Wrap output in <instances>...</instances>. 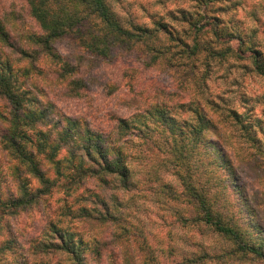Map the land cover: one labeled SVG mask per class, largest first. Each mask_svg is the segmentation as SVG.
Here are the masks:
<instances>
[{
	"label": "rangeland",
	"instance_id": "1",
	"mask_svg": "<svg viewBox=\"0 0 264 264\" xmlns=\"http://www.w3.org/2000/svg\"><path fill=\"white\" fill-rule=\"evenodd\" d=\"M108 2L124 25L152 27L154 21H161L190 46L195 31L189 20L206 16L198 25L200 56L191 61L188 54L173 48L168 62L153 68H145L136 55L128 54L102 62L70 36L55 45L61 62L47 57L38 62L27 82L30 96L53 103L66 116L106 134L117 131L120 119L140 124L149 107L169 108L186 124L195 123V110L201 109L218 124L220 137L216 139L231 167L210 165V153L187 142L186 163L193 183L206 191L215 211L228 224L252 233V222L264 231V75L256 70L251 53L255 49L264 61V0ZM5 15L15 22L13 43L40 32L26 0H0V16ZM217 23L225 34H232L231 50L228 37L218 41L212 34ZM64 63L76 67L77 72L59 76ZM15 66L26 67V63L16 60ZM76 78L85 86L79 97H72L68 89ZM0 112L8 114L1 101ZM134 135L141 133L135 129ZM154 137L158 144L149 146L136 138L137 155L146 158L140 161L136 156L132 161L136 187L131 191H115L95 178L74 182L71 170L64 167L63 175H57L43 160L45 173L57 181L56 186L49 195L41 196L40 202L17 214L0 210V247L13 241L12 249L0 254V264H73L64 252L37 249L59 240L57 230L73 233L82 241L87 264H261L236 254L233 241L192 219L191 208L181 196V168L172 147L165 136ZM158 145L162 149H157ZM131 153L135 155L137 150ZM21 180L29 191L43 189L0 143L1 198L19 197ZM97 195L108 201L119 221L102 218L105 206ZM115 195L124 205H117L119 212L113 207L119 202L109 199ZM256 235L264 238L262 231ZM97 251H101L100 257L95 255Z\"/></svg>",
	"mask_w": 264,
	"mask_h": 264
},
{
	"label": "trees",
	"instance_id": "2",
	"mask_svg": "<svg viewBox=\"0 0 264 264\" xmlns=\"http://www.w3.org/2000/svg\"><path fill=\"white\" fill-rule=\"evenodd\" d=\"M26 3L40 32L26 35L23 41L13 43L12 31L15 22L6 15L0 16V101L8 109L7 115L0 112V143L7 154L19 161L26 172L40 181L43 189L29 191L28 185L21 180L19 197L3 200L0 195V210L17 214L40 202L41 196L52 192L57 181L47 177L43 160L51 165L57 175H63L64 167L71 170V180L74 182L83 178H95L115 191H131L136 187L132 161L138 157L140 161L146 158L137 155L140 149H137L139 145L136 138L145 141L148 146L150 143L156 145L158 143L154 135L160 134L171 145L173 155L181 168L179 176L184 187L181 196H184L191 208L192 219L211 226L233 241L237 247L236 254L264 264V238L256 235L264 231L260 227H253L252 222L249 224L252 233L228 224L215 211L206 191L198 188L189 174L185 155L187 142L193 146H202L206 153H210V165L221 167L225 164L231 167V161L216 139L220 137L218 124L201 109L195 110V123L186 124L180 123L169 108L149 107L143 111V122L140 124L120 119L117 131L106 134L90 128L81 119L66 116L53 103L44 102L35 95L30 96L32 93L27 84L32 72L37 71L41 59L47 57L51 61L61 62L55 45L70 36L102 62H113L128 54L136 55L145 68H153L168 62V55L178 48L188 54L187 59L194 61L201 54L200 44L197 42V32L201 31L198 25L207 17H201L202 20H189L195 31V39L190 46L161 21H154L152 27L124 25L108 0H26ZM224 31L220 23L211 28L218 41L223 37L229 38L228 50H231L233 36L225 34ZM238 38L245 45L246 41ZM214 53L221 55L217 51ZM251 53L256 70L264 75V61L255 49ZM16 60L26 63V67L16 68ZM76 72V67L64 63L62 72L58 74L66 78ZM84 86L79 78L72 80L68 89L70 96L79 97ZM135 129L140 131L141 136L134 135ZM157 149L162 147L158 145ZM133 150H137L135 155L131 153ZM64 152L67 156L62 157ZM184 170L185 174L182 173ZM169 194L177 196L174 191ZM96 197L105 206V212L101 213L102 218L119 221L120 218L111 212L108 201L99 195ZM109 199L119 202L113 205L117 211L119 207H124L117 195ZM56 233H59V240L48 244L42 242L44 247H37L38 251L43 248L46 252H50L48 249L55 253L64 252L71 257L73 264H87L82 241L76 240L74 234L68 231L57 230ZM12 245V240L5 242L0 247V254L9 252ZM95 255L100 257L101 251H97Z\"/></svg>",
	"mask_w": 264,
	"mask_h": 264
}]
</instances>
